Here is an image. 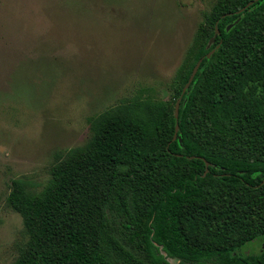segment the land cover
I'll return each mask as SVG.
<instances>
[{"label": "trees", "instance_id": "obj_1", "mask_svg": "<svg viewBox=\"0 0 264 264\" xmlns=\"http://www.w3.org/2000/svg\"><path fill=\"white\" fill-rule=\"evenodd\" d=\"M170 89L89 118L41 191L13 181L29 236L15 264H264L238 253L264 237V0H217Z\"/></svg>", "mask_w": 264, "mask_h": 264}, {"label": "rangeland", "instance_id": "obj_2", "mask_svg": "<svg viewBox=\"0 0 264 264\" xmlns=\"http://www.w3.org/2000/svg\"><path fill=\"white\" fill-rule=\"evenodd\" d=\"M217 0H0V264L29 236L14 180L41 191L56 155L85 146L89 118L170 85ZM264 250V237L243 256ZM173 264V263H172Z\"/></svg>", "mask_w": 264, "mask_h": 264}, {"label": "water", "instance_id": "obj_3", "mask_svg": "<svg viewBox=\"0 0 264 264\" xmlns=\"http://www.w3.org/2000/svg\"><path fill=\"white\" fill-rule=\"evenodd\" d=\"M257 1H259V0H257ZM253 3H254V1H253V2H250L246 7H244V8L241 9L240 11H237V12H236L237 15L243 13L247 8H249L250 6H252ZM231 27H232V26H230L229 29H230ZM219 35H220L219 29L216 28V35H215V37H217V36H219ZM214 43H215V38H213V39L210 41L209 47H210L211 45H213ZM220 46H221V43H220L219 45H217V47H216L214 50H212L211 52H209V53L207 54V56H206L207 59H210V58L212 57V55H213V54H214V53L220 48ZM202 62H203V59H200V60L198 61V63L196 64V66H195V68L193 69V72H192V74H191V76H190V78H189L187 84L184 86V88H183V90H182V93H181V95H180V97H179V99H178V101H177V103H176V106H175V119H176V122H177V123H176V133H175L174 140H176V138H177V134H178V132H179L180 104H181V102H182V99H183L184 95H185L186 92L189 90V88H190L192 82L194 81V79H195V77H196V75H197V73H198V71H199V69H200V67H201ZM209 167H210V164H209L208 162H206V168H207L206 173L209 171Z\"/></svg>", "mask_w": 264, "mask_h": 264}]
</instances>
